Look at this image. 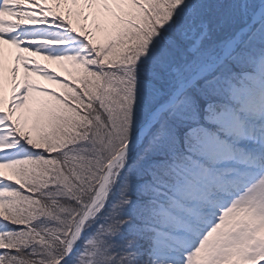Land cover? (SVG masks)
Instances as JSON below:
<instances>
[{
	"label": "snow or ice",
	"instance_id": "1",
	"mask_svg": "<svg viewBox=\"0 0 264 264\" xmlns=\"http://www.w3.org/2000/svg\"><path fill=\"white\" fill-rule=\"evenodd\" d=\"M0 264H264V0H0Z\"/></svg>",
	"mask_w": 264,
	"mask_h": 264
},
{
	"label": "rangeland",
	"instance_id": "2",
	"mask_svg": "<svg viewBox=\"0 0 264 264\" xmlns=\"http://www.w3.org/2000/svg\"><path fill=\"white\" fill-rule=\"evenodd\" d=\"M36 59H39V58H36ZM41 61H43L42 59H41ZM41 63H43V62H41ZM44 64H48V66L50 67V68H55L56 70H59L55 65H53V64H50V63H48V62H45ZM41 83H43V84H45V86H47V87H54L53 85H48L46 82H44V81H41Z\"/></svg>",
	"mask_w": 264,
	"mask_h": 264
},
{
	"label": "bare ground",
	"instance_id": "3",
	"mask_svg": "<svg viewBox=\"0 0 264 264\" xmlns=\"http://www.w3.org/2000/svg\"><path fill=\"white\" fill-rule=\"evenodd\" d=\"M40 62H43V63H45V62H47V61H44V60H43V61H40Z\"/></svg>",
	"mask_w": 264,
	"mask_h": 264
}]
</instances>
